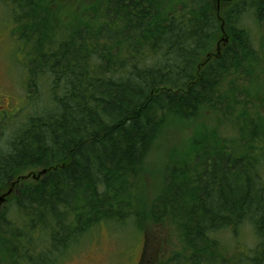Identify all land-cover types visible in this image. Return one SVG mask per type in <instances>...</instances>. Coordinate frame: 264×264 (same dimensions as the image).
<instances>
[{"label": "trees", "instance_id": "obj_1", "mask_svg": "<svg viewBox=\"0 0 264 264\" xmlns=\"http://www.w3.org/2000/svg\"><path fill=\"white\" fill-rule=\"evenodd\" d=\"M245 1L221 11L218 56L214 0H0L30 104L0 150V195L20 179L0 207V264H60L131 219L140 264H264V48L242 22H264V2ZM174 122L190 134L151 196L148 160ZM248 225L257 244L231 256L221 236ZM160 228L177 243L152 263Z\"/></svg>", "mask_w": 264, "mask_h": 264}, {"label": "rangeland", "instance_id": "obj_2", "mask_svg": "<svg viewBox=\"0 0 264 264\" xmlns=\"http://www.w3.org/2000/svg\"><path fill=\"white\" fill-rule=\"evenodd\" d=\"M77 0H69L74 3ZM90 2V0H87ZM7 8L0 5V101L10 102L8 109H18L22 107L21 118L28 115L30 107L26 100L27 91L25 90L26 72L24 63L27 64V48L23 42H16L12 35L10 20L7 18ZM243 25L251 31L257 47L264 48V24L256 20L255 15H245ZM260 48V49H261ZM6 108V109H7ZM7 119H11L14 114L7 111ZM21 122V119H20ZM17 125V124H16ZM189 126L183 127L177 123L166 126L157 141L156 147L148 160L149 173L146 177V186L151 196L156 194L163 181L164 166L167 162V152L170 147L182 143L189 136ZM12 127L8 126L0 130V150L8 148V138L12 132ZM231 131V129H230ZM168 229H158L155 233V240L149 242V257L152 263L158 254L166 252L171 244L176 241L166 235ZM231 233L221 236L225 247L234 249L231 256H247L248 248H253L257 244V238L253 228L249 225L243 228L238 238H233ZM89 238V237H88ZM163 245L170 247L163 248ZM239 249V250H235ZM145 250V239L141 230L135 225L133 219L125 224L117 225L114 223L99 226L91 239L85 242L78 252L61 262L60 264H140Z\"/></svg>", "mask_w": 264, "mask_h": 264}, {"label": "flooded vegetation", "instance_id": "obj_3", "mask_svg": "<svg viewBox=\"0 0 264 264\" xmlns=\"http://www.w3.org/2000/svg\"><path fill=\"white\" fill-rule=\"evenodd\" d=\"M227 4H231L230 6L235 4V1L231 2V3H227ZM10 102H6V100L4 101H0V128H4L6 125V113L9 110L7 107H9ZM7 108V109H6ZM16 114H14L15 116ZM5 204H1L0 206H4Z\"/></svg>", "mask_w": 264, "mask_h": 264}, {"label": "water", "instance_id": "obj_4", "mask_svg": "<svg viewBox=\"0 0 264 264\" xmlns=\"http://www.w3.org/2000/svg\"><path fill=\"white\" fill-rule=\"evenodd\" d=\"M46 172H47V170H43L42 172H40L39 176H40L41 174H45ZM34 177H35V176H34ZM4 199H5V197H1V198H0V202L4 201Z\"/></svg>", "mask_w": 264, "mask_h": 264}]
</instances>
